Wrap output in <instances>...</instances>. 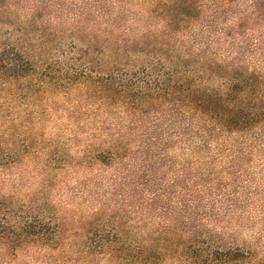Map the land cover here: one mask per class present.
I'll return each mask as SVG.
<instances>
[{"label":"rangeland","instance_id":"1","mask_svg":"<svg viewBox=\"0 0 264 264\" xmlns=\"http://www.w3.org/2000/svg\"><path fill=\"white\" fill-rule=\"evenodd\" d=\"M160 1L124 0L108 17L94 9L93 18L108 27L110 19L122 16L121 28L129 38L161 34L166 20L151 7ZM192 1L196 10L179 4L191 18L175 35L173 47L198 66L214 62L253 76L258 80L254 92L264 93V1ZM67 2L66 9L46 16L53 27L72 26L75 1ZM5 3L0 46H17L28 56L38 49L41 75L15 85L0 83V200L12 217L14 212L61 223L67 238L58 250H22L14 262L13 254L0 247V264H112L85 257L81 240L94 219L108 228L123 225L126 236L142 244L172 228L185 232L197 226L202 246L248 254L234 264H264V123L227 130L195 114L180 122L168 106L133 118L83 85L47 93L42 88L50 74L45 65L53 72L80 69L91 58L72 51L68 35L43 48L34 33L13 30V0ZM258 4L260 15L253 18ZM144 57L119 71L141 69ZM217 69L207 83L220 88ZM119 140L118 159H98ZM193 191L199 196L194 203ZM164 264L184 263L173 258Z\"/></svg>","mask_w":264,"mask_h":264},{"label":"trees","instance_id":"2","mask_svg":"<svg viewBox=\"0 0 264 264\" xmlns=\"http://www.w3.org/2000/svg\"><path fill=\"white\" fill-rule=\"evenodd\" d=\"M73 1L72 8L76 15L72 26L58 29L45 18L48 14H58L66 9L67 0H13V30L27 35L34 33L43 48L68 35L70 49L80 50L83 58H91L80 69L68 67L53 72V66L45 65L50 74L45 75L46 82L42 88L47 93L83 85L102 101L125 108L133 118L154 107L168 106L180 122L186 115L195 114L227 130H245L264 123V93L254 92L258 80L235 68L225 70L214 62L198 66L189 54L179 53L173 47L175 35L191 18L188 10H179V4H186L188 9L196 10L197 6L192 0L154 3L151 5L154 12H160L166 20L165 30L161 34L145 32L134 38L127 37L128 32L122 30V16L110 19L108 27L93 18L94 9L98 14L108 17L124 0H113L112 4L109 0ZM260 4L252 13L253 18L255 15L259 17ZM25 11L27 16L20 17L19 14ZM6 15L8 6L5 0H0V22L4 23ZM176 19L178 22H175ZM86 24L93 25L89 28L88 37L84 36V32L89 30ZM38 51L28 56L17 46L11 48L8 44H2L0 83L15 85L40 76L41 61L36 57ZM142 56H145V64L141 69L126 73L119 71L122 70L121 65H129L130 61ZM214 67H218V75L222 80L220 88L207 83L215 72L212 71ZM122 147V141L119 140L99 152L98 159L103 163L114 162L119 158ZM192 193V203L197 202L199 196L195 191ZM124 229L123 225L117 224L108 228L96 219L90 222L81 240L87 261L91 263L95 258H102L112 264H164L169 259L177 258L184 264H234L248 257L240 249L219 247L213 250L211 246H202L198 240L197 226L185 232L172 228L162 236L156 234L157 238L148 244L130 240ZM66 233L64 225L51 219L14 212L12 217L5 203L0 200V247L13 254V262L27 248H47L51 251L62 248L66 245Z\"/></svg>","mask_w":264,"mask_h":264}]
</instances>
